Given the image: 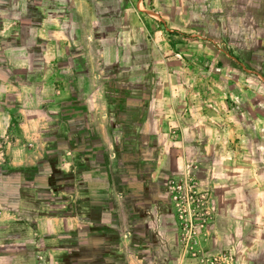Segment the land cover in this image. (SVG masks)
Masks as SVG:
<instances>
[{"label": "rangeland", "instance_id": "obj_1", "mask_svg": "<svg viewBox=\"0 0 264 264\" xmlns=\"http://www.w3.org/2000/svg\"><path fill=\"white\" fill-rule=\"evenodd\" d=\"M91 2L95 30L70 38L74 0H0V264H62L84 180L120 264H264V0ZM49 154L52 183L35 174ZM148 176L131 225L119 185Z\"/></svg>", "mask_w": 264, "mask_h": 264}, {"label": "crops", "instance_id": "obj_2", "mask_svg": "<svg viewBox=\"0 0 264 264\" xmlns=\"http://www.w3.org/2000/svg\"><path fill=\"white\" fill-rule=\"evenodd\" d=\"M74 2H75L74 4H75V12H76L75 13V17H76V20L73 21L70 24V26L66 28L67 31H68V35H69L70 38H79V37L84 38V36H86L87 34L89 35L88 37H90V32L92 30H95V22H96V19H97L96 12L98 10H101V9L96 8V11H95V8L93 7V3L91 2V0H74ZM94 39H95L94 41L86 42V46L91 47V46L97 45V43H96L97 39L95 37H94ZM105 49L107 51H110V50H108L109 49L108 47H105ZM109 54L111 55V59H113L114 57H113V54L111 52H108L106 54L107 59H110ZM73 124H75V123H73ZM72 127L74 128L75 125L72 126ZM81 127L84 128V125H82ZM233 133H235V132H233ZM82 134H86V133L82 132ZM87 135H88V137H86L87 141L86 140L85 141H86V143H89L90 147H91V144H93L92 139H90L91 134L87 132ZM75 139L77 141V140H79V137H76ZM93 155H94V153H93ZM47 156L50 157V154L47 155ZM47 156H45V157H47ZM215 157L217 159L216 164L218 166H221V168L225 167V165L231 166V165H233L235 163V161H234V159L232 157H229V158H226V157L222 158L220 156L219 157L215 156ZM44 159L39 161V163L37 164L38 168L35 169V171L36 172H37V170H39V172L41 171V175L39 174L37 176L40 177V178L47 179V181L50 180L51 183H52L54 179H50L49 178L48 170L53 168V166L49 167L47 163H43ZM85 160H87L88 162L93 160L92 163L86 164V166L84 165L85 168H89L90 167V168L94 169L95 167L98 166V163H99L98 162V157L97 158L90 157L89 159L86 158ZM41 163H43L42 166H40ZM87 165H88V167H87ZM55 166L57 168V165H55ZM58 170L61 173L63 171L61 169H58ZM61 175H65V174L62 173ZM61 175L59 176V178H61ZM20 177L25 178L22 174L20 175ZM23 178H21V179H23ZM13 181L16 182V180H13ZM132 181L135 183V188L136 189L130 193L131 195L129 193H126L127 189L124 186H121V184L119 185V187H120L119 189L125 195L127 203L132 207V210L134 211V213L137 214V215L139 214V215H141V217H143L146 214L147 205L148 204L151 205L153 203V200L156 197V195H155L156 194L155 193L156 190L154 189L155 184L153 183V177L152 176L151 177L148 176L146 178H139V177L137 178L136 177V178L132 179ZM98 182L100 183L101 181H98ZM83 183L84 184H83L81 190L85 193V195L83 196L85 199L82 200V203H84L85 207H86L85 210H86L87 214H86L85 217H86L87 221L85 223L78 224L77 227H75L74 229H71L70 231H67V232H64V233L60 234V236H59L60 237V242H59L60 247H59V249H60V251H62V253L64 252V249L62 248L61 245H63L64 243L68 242V240L70 239V233H72V232L75 233L77 231L79 232L80 230H83L82 234H85L86 235V239H87L89 231L84 230L85 227H87V226L92 227L94 225L110 227L109 223H107L106 221L102 220V218L105 216V214H103V212H102V214L98 215L95 212V210H94V207H98V206H101V205L104 204V202L101 199V195L89 194L88 191H89V186H90L89 183H90V181L84 180ZM95 183H97V182L95 181ZM61 184H64V182H62ZM152 184L154 185L153 187H152ZM138 186H139V189H137ZM6 204H7V202H6ZM253 206L254 205H251L248 208L252 209ZM256 209H257V213H259V211L261 212V209L259 207H257ZM101 211H103V210H101ZM223 213L232 215L233 214V207L231 205H228V207H225V209L223 210ZM230 215H229V218L232 220V222L236 223L238 225L239 221L236 220L235 217L230 216ZM116 249H117V247H116ZM116 252H118V250H116ZM62 253H61V255H62ZM116 259H118V258H116ZM60 260H61L62 264H65L62 261L63 259L61 258V256H60ZM119 264H120V262H119Z\"/></svg>", "mask_w": 264, "mask_h": 264}, {"label": "trees", "instance_id": "obj_3", "mask_svg": "<svg viewBox=\"0 0 264 264\" xmlns=\"http://www.w3.org/2000/svg\"><path fill=\"white\" fill-rule=\"evenodd\" d=\"M74 125L75 124H73L72 121L71 127ZM85 140L87 141L86 137L83 143H79L80 147L78 148V153L85 159H89L90 157L97 158L98 153H96V151L93 150L90 147V144L86 143ZM74 141H76V139ZM69 148L72 149L75 148V146H64L61 150L62 154L64 155L66 149L69 150ZM59 159L61 160L62 158L57 154H53V156H47L43 161V163H47L49 167L53 166V168L48 170L50 179H55L62 174L55 166V163L59 161ZM43 163H41L40 166H42ZM35 174L41 175V171L39 172V170H37ZM21 178L23 177L18 175L9 177V179L18 180L17 183L23 181ZM130 218L131 225L135 224L136 226V224H138V220L136 219V214L133 210H131ZM84 230L89 231L87 239L86 235L82 234L83 230H80L79 232L70 233V239L68 242L61 245L64 249L61 258L65 264H119L115 256V252L117 250L115 244L116 242L114 241V236L111 234V229H109V227L94 225L92 227L87 226Z\"/></svg>", "mask_w": 264, "mask_h": 264}]
</instances>
